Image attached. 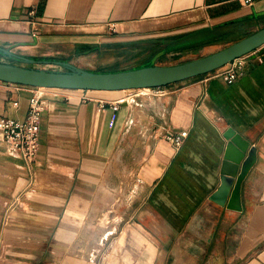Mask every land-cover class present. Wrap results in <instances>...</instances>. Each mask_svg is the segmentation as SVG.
<instances>
[{
	"label": "crops",
	"instance_id": "0c3cea01",
	"mask_svg": "<svg viewBox=\"0 0 264 264\" xmlns=\"http://www.w3.org/2000/svg\"><path fill=\"white\" fill-rule=\"evenodd\" d=\"M263 25L264 0H0V46L12 52L0 60L172 64ZM245 56L232 82L209 71L162 96L40 88L37 159L27 163L0 129V264H264V43ZM37 90L0 80V116L23 119ZM182 130L176 148L164 134ZM234 133L251 163L237 197L219 203Z\"/></svg>",
	"mask_w": 264,
	"mask_h": 264
},
{
	"label": "water",
	"instance_id": "95a60500",
	"mask_svg": "<svg viewBox=\"0 0 264 264\" xmlns=\"http://www.w3.org/2000/svg\"><path fill=\"white\" fill-rule=\"evenodd\" d=\"M264 43V25L230 44L205 55L172 64L149 63L117 70H92L60 60L63 69H51L0 60V80L32 86L79 89L117 90L167 85L219 68L235 57L248 53ZM6 54L12 52L0 46ZM29 60V58H26ZM32 60V59H31ZM221 165V184L212 196L237 197L241 182L251 161L242 165L249 142L239 133L230 135ZM233 144L239 149L235 150ZM234 149V150H233ZM240 168V171L238 172ZM236 176V177H235ZM223 203V199L216 200Z\"/></svg>",
	"mask_w": 264,
	"mask_h": 264
},
{
	"label": "built area",
	"instance_id": "2783aa9c",
	"mask_svg": "<svg viewBox=\"0 0 264 264\" xmlns=\"http://www.w3.org/2000/svg\"><path fill=\"white\" fill-rule=\"evenodd\" d=\"M246 54L247 53L233 58L222 68L219 67L212 70L211 76L222 77L228 82L234 81L244 73ZM34 87H37L38 90L30 96L29 107L23 119L0 116L2 138L6 140L11 147L18 150L29 164H32L38 156L40 121L42 111L46 107L39 90L44 86ZM145 89L150 90L149 94L151 93L155 96L166 95L170 92V89H168L166 85L145 87ZM106 103H108V101L98 100L99 107H103ZM112 104L115 105L116 103ZM164 136L170 140L176 148H179L187 136V130H182L177 133L166 132Z\"/></svg>",
	"mask_w": 264,
	"mask_h": 264
},
{
	"label": "bare ground",
	"instance_id": "6f19581e",
	"mask_svg": "<svg viewBox=\"0 0 264 264\" xmlns=\"http://www.w3.org/2000/svg\"><path fill=\"white\" fill-rule=\"evenodd\" d=\"M158 102H159V101H158ZM159 103H160V102H159ZM162 104H163V103H162ZM157 107H158V106H157ZM157 107H156V108H157ZM161 107H162V106H161ZM161 107H160V108H161ZM162 108H163V107H162ZM162 108H161V109H162ZM164 108H165V107H164ZM127 176H128V174H127ZM126 178H127V177H126ZM103 184H104V183H103ZM106 189H107V187H103V186L101 187V191L104 192V193L106 192ZM120 190H121V189H120ZM122 190H124V189H122ZM122 190H121V193H122ZM116 191H117V190H116ZM115 193H116V192H115ZM125 193H126V192H125ZM122 196H123V194H122ZM106 197H107V196H106ZM119 204H120V203H119ZM110 207H111V206H110ZM111 208H112V207H111ZM105 209H106V208H105ZM92 210H93V209H92ZM113 211H114V210H113ZM98 217H100V216H98ZM92 218H94V216H92ZM92 218H90V219H92ZM101 219H102V218H101ZM104 219H105V218H104ZM94 220H95V219H94ZM102 220H103V219H102ZM91 221H92V220H91ZM99 221H100V220H99ZM89 223H90V222H89ZM91 223H92V222H91ZM103 224H104V223H103ZM93 225H94V224H93ZM98 226H99V225H98ZM100 234H101V233H100ZM90 242H91V241H90Z\"/></svg>",
	"mask_w": 264,
	"mask_h": 264
},
{
	"label": "rangeland",
	"instance_id": "374dc122",
	"mask_svg": "<svg viewBox=\"0 0 264 264\" xmlns=\"http://www.w3.org/2000/svg\"><path fill=\"white\" fill-rule=\"evenodd\" d=\"M149 64V63H148ZM147 91V93H149L150 92V90H146Z\"/></svg>",
	"mask_w": 264,
	"mask_h": 264
}]
</instances>
